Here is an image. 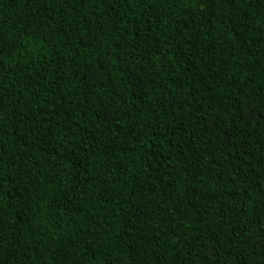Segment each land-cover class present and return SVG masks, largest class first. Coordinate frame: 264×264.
<instances>
[{"label":"trees","instance_id":"obj_1","mask_svg":"<svg viewBox=\"0 0 264 264\" xmlns=\"http://www.w3.org/2000/svg\"><path fill=\"white\" fill-rule=\"evenodd\" d=\"M0 42V264H264V0H0Z\"/></svg>","mask_w":264,"mask_h":264},{"label":"snow or ice","instance_id":"obj_2","mask_svg":"<svg viewBox=\"0 0 264 264\" xmlns=\"http://www.w3.org/2000/svg\"><path fill=\"white\" fill-rule=\"evenodd\" d=\"M83 46L84 47H89L90 46V42L89 41H86L84 44H83ZM3 48V43L2 42H0V49H2Z\"/></svg>","mask_w":264,"mask_h":264}]
</instances>
